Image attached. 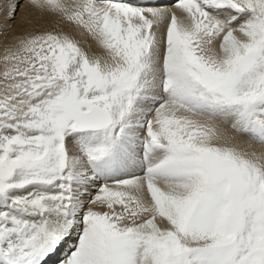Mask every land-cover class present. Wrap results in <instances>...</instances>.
<instances>
[{"label":"snow or ice","instance_id":"6c2138e0","mask_svg":"<svg viewBox=\"0 0 264 264\" xmlns=\"http://www.w3.org/2000/svg\"><path fill=\"white\" fill-rule=\"evenodd\" d=\"M170 4L0 0V264H264V0Z\"/></svg>","mask_w":264,"mask_h":264}]
</instances>
